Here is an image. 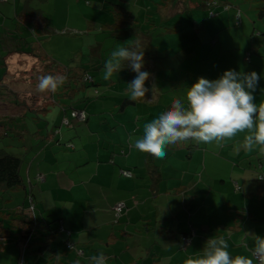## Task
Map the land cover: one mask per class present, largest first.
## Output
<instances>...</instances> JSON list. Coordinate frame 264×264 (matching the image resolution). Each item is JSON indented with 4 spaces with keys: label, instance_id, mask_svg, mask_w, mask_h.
<instances>
[{
    "label": "crops",
    "instance_id": "1",
    "mask_svg": "<svg viewBox=\"0 0 264 264\" xmlns=\"http://www.w3.org/2000/svg\"><path fill=\"white\" fill-rule=\"evenodd\" d=\"M136 1L125 0L123 4L132 5ZM106 2H0L2 20L15 15L19 23L30 25L32 29L34 24L41 26L45 35L63 30L61 24L66 22L72 35L82 38L79 50L85 52L88 48V57L84 62L82 59L71 74L81 75V68L85 67L91 71L100 70L97 75L94 74L96 86L91 90H77L74 94L70 89L74 88V84L66 77L61 86L64 94L61 97L55 94L53 98L68 110H61L52 99L57 115L53 123H48L50 136L41 137L43 133L39 131L28 141L33 149L23 166V177L37 199L36 218L49 222L55 219L53 217L61 219L65 233L76 248L84 251L80 259L83 264H89L90 257L100 252L108 257L107 264H184L189 257L195 258L202 253L208 239L221 237L228 242V251L232 256H250L254 246L252 235L264 237V180L259 181L258 178L264 175V146L254 145L251 150H245L242 147L245 133L223 141L220 146L215 141L197 143L189 139L166 146L165 158L158 159L133 148L131 140L142 134L145 122L170 108L174 99L180 98L183 102L188 89L200 77L215 80L226 70L257 73L260 70L262 74L264 53H252L250 61H247V53L244 54L245 50H249L250 45L247 44L243 56L225 58L218 68L211 55L197 53V58L193 60V54H188L186 47L194 46L197 39L194 34H187L188 27L224 32L236 21V12H228V16L221 13L211 20L187 0L163 4L158 9L159 16L150 20L149 12L156 7L148 0H141L135 7L127 6L142 24L141 31L134 30L129 38L119 39L123 42L118 38H113L115 42L110 41V35L96 38L98 44L83 41L86 30L93 26H96V31L113 29L111 8ZM35 11L41 12L47 21L28 17ZM146 21H151L155 28H147L144 25ZM167 25L184 27L185 34L180 40L176 36L166 37L163 28ZM5 26L6 23L0 21V32L3 34V37L0 35V44L3 43L0 47V56L3 57L0 59L4 60L0 70L5 69V78L0 85L14 89L15 59L27 57L25 54L34 47L35 44L32 46L31 43L35 41L25 40L19 35L13 49L6 37ZM45 29L49 30L48 33ZM198 29L202 34V29ZM154 36H159L157 41ZM217 39L220 42V36ZM109 41L111 48L103 51ZM133 44L144 50L143 70L151 73L145 86L151 88L153 83L157 86L154 98L150 91L138 102L130 101L126 95L128 83L136 76L126 65L111 80L103 79L104 65L110 53L120 46ZM14 51L24 54L15 55ZM8 54L14 55V58L7 66ZM189 56L191 61L199 60L198 67L192 65L186 71L178 70L177 73H170L174 67H165V59L186 61ZM209 59L208 67L202 65ZM262 81L263 84L259 82L254 92L258 105L264 104V76ZM70 95H73L72 98ZM85 96L88 101L81 103L80 99ZM70 105L84 107L89 116L87 124L54 132L58 119L71 114ZM149 157L153 161L150 165L159 172L155 182L150 175ZM122 170H131L133 176L122 175ZM38 174L45 177L40 184L36 180ZM119 202L126 203L127 211L116 223L114 207ZM0 220L5 219L1 216ZM191 231L195 233L193 241L184 245L183 236ZM16 241L11 243V237L5 241L0 249V264H43V257L25 252L26 261L23 263L22 251ZM255 264L258 262L255 261Z\"/></svg>",
    "mask_w": 264,
    "mask_h": 264
},
{
    "label": "trees",
    "instance_id": "2",
    "mask_svg": "<svg viewBox=\"0 0 264 264\" xmlns=\"http://www.w3.org/2000/svg\"><path fill=\"white\" fill-rule=\"evenodd\" d=\"M8 1H1L3 3H7ZM109 8H111L113 24L112 28L115 29L113 32V36L118 39L129 38L130 33H133L134 30H142V24L128 7L131 5L126 3L125 0H106ZM141 0H137L134 4L132 3V7L136 6L137 2ZM150 3L152 2L155 10L149 12L148 20L159 16V8L165 5L166 3H172L175 0H148ZM192 4H195V8L199 11H203L205 14H211L212 17H218L221 14V10L229 11L232 4L229 2H222L220 0H187ZM258 6L257 16L260 19H264V0H254ZM151 3V4H152ZM128 6V7H127ZM196 10V11H197ZM208 12V13H206ZM150 13L152 15H150ZM37 16L43 21H47L46 17L41 12H32V14H28V17ZM241 16L240 7L236 12V25H239ZM146 17V16H145ZM210 19V18H209ZM147 22V21H146ZM144 22V25L147 28H152L153 23ZM179 26V25H178ZM178 26L167 25L163 29L166 30L171 27L177 29ZM119 28H122L118 31ZM155 28V27H153ZM152 28V30H153ZM45 31H48L45 29ZM126 36V37H124ZM36 42H32L33 46ZM135 45H129V47H134ZM32 54L34 56H38L39 48L34 45L31 47L30 52L28 54ZM83 57V56H82ZM82 60V59H81ZM250 61V60H247ZM54 68H50L51 75H63L69 79L72 84H74V88H70L74 94L77 90H91L94 86L97 85V80L95 77L96 70H90V68H81V75L71 74L73 69L69 67H61L58 66V63H51ZM98 70V69H97ZM43 71V70H42ZM93 73V74H92ZM95 74V75H94ZM48 75L46 71H43L40 76ZM39 76V77H40ZM73 81H72V80ZM36 82V81H34ZM37 83V82H36ZM32 86V85H31ZM34 86H37L34 84ZM33 86V87H34ZM90 86L89 88H87ZM32 88V87H31ZM96 94H98L97 90ZM73 96V95H72ZM70 95V97L72 98ZM88 96V95H87ZM87 96L81 98V103H85L88 101ZM38 98V96H34ZM41 100L38 103L29 104L27 100L22 99L21 93L17 89H11L6 85H0V217L3 216L5 220H0V249L7 241L8 237L18 236L15 244L21 248L22 251V262L25 260V253L28 255H36L37 257H43V264H76V261L79 260L81 262V258L84 256V251L76 248L75 244L72 242L71 238L65 233L66 230L62 226V220L56 217L55 219L49 222L48 220H39L36 218V211L38 210L37 199L34 193L28 189L26 186L24 177H23V166L26 164V159L30 155V151L33 149V145H29L28 141H31L30 134H36V132H32L31 128L33 125L38 126L44 122V118L47 113L51 110L50 103L55 104V99L53 101H49V99L45 96H40ZM53 97V96H52ZM51 97V98H52ZM95 97H97L95 95ZM61 108L65 112L68 110L62 103L57 102ZM82 105V104H81ZM17 108L15 112H13V108ZM72 110L70 115H64L61 123L58 121L55 123L54 132L58 133L59 131L75 129L78 125L87 124L89 120V116L87 111L83 106H68ZM74 111L84 112L85 119L79 120L78 118L73 116ZM48 123V122H47ZM59 123V124H57ZM50 127L46 125L45 131L43 129H39L42 131L43 135L41 137H49L50 136ZM38 131V132H39ZM47 134V135H46ZM28 142V144H27ZM11 149V151H10ZM124 154V151H122ZM154 156H152L153 158ZM152 158L149 157L148 162L149 165L153 164ZM150 165V175L153 177L154 182L159 174L156 167H152ZM129 174H126V173ZM122 175L126 177H132L133 173L131 170H122ZM264 175H261L262 177ZM44 177L43 174L37 175V182L40 184L44 182L40 178ZM264 179H260L259 181H263ZM154 191L156 192V188L154 186ZM17 193L19 195V200H23V204L17 205L16 208L10 206V202L15 201L14 194ZM27 203V204H26ZM123 203L125 208L122 212L118 213L115 210V207ZM9 205L10 207H6ZM27 205V206H26ZM114 207V221L118 223L121 218L125 215L127 211V205L125 202H119ZM6 212V213H5ZM54 216V215H53ZM48 218H51L50 216ZM6 221V224H5ZM17 229H20L18 231ZM195 233L193 231L187 232L185 236H183V244L188 245L193 241V237ZM12 239V238H11ZM188 243V244H186ZM25 252V253H24ZM86 262V260H85ZM258 262V261H257ZM84 263V262H83ZM80 263V264H83ZM88 264V263H87Z\"/></svg>",
    "mask_w": 264,
    "mask_h": 264
},
{
    "label": "clouds",
    "instance_id": "3",
    "mask_svg": "<svg viewBox=\"0 0 264 264\" xmlns=\"http://www.w3.org/2000/svg\"><path fill=\"white\" fill-rule=\"evenodd\" d=\"M144 50L139 45L120 46L110 53L103 69V79L111 80L115 73L126 67L136 73L128 83L126 95L130 101L138 102L150 91L152 98L157 88L153 83L146 87L151 73L144 71ZM260 75L255 72L226 70L221 77L209 80L200 77L186 93L185 100H173L170 108L156 118L145 122L142 134L132 138L131 146L136 150L163 159L165 148L177 142L193 140L197 143L231 140L245 133L242 147L251 150L254 145L264 146V104L255 102L254 92ZM66 81L60 74L39 77L40 92L55 93ZM264 179V176L258 177ZM253 236V248L249 255L232 256L224 238H210L201 254L189 257L184 264H264V237ZM247 247V245H245ZM108 257L100 252L92 255L89 264H107ZM76 264H80L77 260Z\"/></svg>",
    "mask_w": 264,
    "mask_h": 264
},
{
    "label": "rangeland",
    "instance_id": "4",
    "mask_svg": "<svg viewBox=\"0 0 264 264\" xmlns=\"http://www.w3.org/2000/svg\"><path fill=\"white\" fill-rule=\"evenodd\" d=\"M220 1L229 2L230 4H232L228 12H237L240 7L241 16H240V20H238L240 24L236 25V21H237L236 19V21H234V23L230 25V28L224 30V32H221V30H218L216 32H211L210 29L204 30L203 27H198L202 29L203 31L202 34L198 28L195 29L193 26L188 27L187 34H194V36L197 39V42H195L194 46L190 45L186 47V52L191 55L193 54L192 55L194 57L193 60L197 58V53L203 56L211 55L212 57H214V62H217L216 64L217 68L223 64V61L225 58H233V57H237L238 55L239 57L243 56V53H244V50L247 44L250 45L249 50L248 51L245 50L246 52L244 53V54L247 53L246 54L247 60H250L249 58L252 55V53H255V54H262V52L264 53V19H260L257 16V9H256V6H258L257 3L254 0H220ZM221 11H222L221 13H227V16L229 15L227 11H223V9ZM206 16L207 18H210L211 20L217 18V17H212L210 13H208V15ZM34 17H37V16H34ZM0 21L1 23L2 22L6 23V26H5L7 28L6 37L10 41L11 45L13 46V49H15L14 45L18 41L17 36L20 35L21 37L25 38V40L32 39L33 41H35L36 42L35 46L37 45V47L39 48V51L41 52L38 54V56H34L30 53V54H25L27 57H24V59L23 58L15 59L16 61L15 66L17 69L14 71L13 81H16L15 89H17L21 93L22 99L23 100L26 99L27 102L31 104V103H38L41 100L40 99L41 95L47 97L49 101H52L53 99L52 96L55 94L56 96L59 95L61 97V95L64 94V92L62 91L63 87H59L55 93L50 92V91L40 92L37 86H34V84L36 85L38 84L39 76L41 75L43 71H46L47 74H50V70H51L50 68L57 67V66L52 65L51 63L55 64V62H57L58 66L60 65L61 67H65L66 66L65 64H67V67L74 69L75 66L78 65V63L82 61L81 59H83V62H84L86 57H88V52H87L88 48L86 49L85 52L82 50H79L82 46L81 45L82 38L78 39L77 36L72 35L71 28L65 25L67 24L66 22L61 24V26L64 27L63 30L57 26L59 29H61V31L56 30V32L45 35L42 32L43 30L41 26H35L34 24L33 25L34 29H32L30 25L19 23L20 20H18L17 16L15 15L13 18L10 17L7 20L6 19L2 20L0 18ZM74 25H76V23ZM185 25L187 26L188 22H186ZM121 29L122 28H119L118 31H120ZM191 30H193V33ZM114 31H115L114 28L108 29L106 32L98 31V30L96 31V26H93L92 29L89 28L88 30H86L85 36H83V41L85 42L91 41L92 44L93 43L98 44L97 42H95L96 38L102 39V38H106V36L108 35H110L111 37L110 41H112L114 40L113 38H115L113 37V33H112ZM105 33H107V35H105ZM184 34H185L184 27L178 26L176 30L175 28L171 29V27H169L166 30L165 36L166 37L176 36V38L180 40L182 35ZM0 35L3 37V34L1 32H0ZM46 36L47 38H45ZM218 36H220V42L217 39ZM154 37L156 38V41L159 38V36H154ZM110 41H109V44L107 43L103 51H105L107 47L111 48ZM119 41L123 42L121 40ZM112 42H115V41H112ZM2 45L3 43L0 44V47H2ZM99 45L104 46L101 43ZM14 53L15 55L24 54L20 51L18 52L14 51ZM105 54L107 53L105 52ZM1 57L3 56H0V58ZM28 57H31V59ZM13 58H14V55H11V54L7 55V58H6L7 66L11 63L10 60ZM189 58L190 56L186 58V61H181V59L179 58H171L169 60L165 59V63H166L165 67H169V66L174 67L170 73H177L178 70L186 71V69L192 65L193 67L199 66L197 64L199 60L191 61L189 60ZM2 63H4V60L0 59V68L2 67L1 66ZM209 64H210V59L207 62H204L202 65H207L208 67ZM0 71H2L0 73V83H1L3 79L5 78V76L3 75V72H5V69L2 68V70ZM99 72L100 70H96V72L94 73L97 75ZM258 74L260 75V80H259L260 85H262L263 84L262 77L264 76V72L262 71V74H260V70H259ZM15 79H18V80H15ZM34 81H36L37 83ZM89 87L90 86H88L87 88ZM34 96H38V98H35ZM50 107H51V110L47 113L46 117L43 119L44 122L38 126L33 125V127L31 128L32 132L36 131V134H33V135L32 133L30 134L31 139L40 133L38 132L39 129H43V131H45L44 129L46 125H48L49 122H52V123L54 122L55 116L57 115L56 106L50 103ZM11 108L14 109L15 107L11 106ZM16 110L17 108L14 109L13 112H15ZM61 121H62V118H59L58 122L61 123ZM14 196H15V201L10 202V206L13 208H16L17 205L23 204V200H19V195L17 193H15ZM17 230L20 231V229H17ZM17 237H18L17 235L11 237L12 238L11 243L14 242L15 239H17Z\"/></svg>",
    "mask_w": 264,
    "mask_h": 264
},
{
    "label": "built area",
    "instance_id": "5",
    "mask_svg": "<svg viewBox=\"0 0 264 264\" xmlns=\"http://www.w3.org/2000/svg\"><path fill=\"white\" fill-rule=\"evenodd\" d=\"M1 1H8V0H1ZM73 116L78 118L79 120H84L85 119V114L84 112H80V111H74L73 112ZM126 174H129L128 172ZM41 180H44V177H41L40 178ZM125 208V205L123 203H120L118 204L116 207H115V210L120 213L124 210ZM188 244V243H186Z\"/></svg>",
    "mask_w": 264,
    "mask_h": 264
}]
</instances>
